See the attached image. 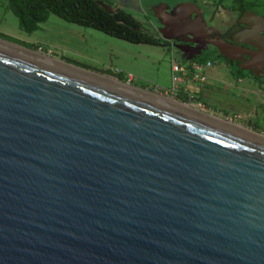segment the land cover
<instances>
[{"label": "water", "instance_id": "95a60500", "mask_svg": "<svg viewBox=\"0 0 264 264\" xmlns=\"http://www.w3.org/2000/svg\"><path fill=\"white\" fill-rule=\"evenodd\" d=\"M104 76L0 38V264H264V138Z\"/></svg>", "mask_w": 264, "mask_h": 264}, {"label": "rangeland", "instance_id": "374dc122", "mask_svg": "<svg viewBox=\"0 0 264 264\" xmlns=\"http://www.w3.org/2000/svg\"><path fill=\"white\" fill-rule=\"evenodd\" d=\"M111 13L122 10L139 21L144 32L167 37L170 47L130 44L115 39L93 28L69 23L56 15L28 34L20 28L18 19L0 1V33L16 39L37 52L63 62H72L91 70L105 72L107 76L151 91L165 97H175L183 104L207 112L224 121L242 126L264 135V93L244 83H228L227 72L217 65L206 72L215 80L207 83L191 82L173 87L172 67L176 63H189L191 55L184 47L181 36L194 37L192 32L174 34L173 19L178 10L189 14V19L200 18L203 26L212 29L214 36L237 32L243 27L245 2H254L249 9L264 18V0H99ZM195 5L194 9L188 7ZM194 17V19H192ZM196 37V36H195ZM68 63V62H67ZM214 75V76H212ZM210 77V78H211ZM214 77V78H215ZM223 82H227L223 83ZM257 83V82H255ZM244 85V86H243ZM186 101V102H185Z\"/></svg>", "mask_w": 264, "mask_h": 264}, {"label": "trees", "instance_id": "16d2710c", "mask_svg": "<svg viewBox=\"0 0 264 264\" xmlns=\"http://www.w3.org/2000/svg\"><path fill=\"white\" fill-rule=\"evenodd\" d=\"M7 3V8L18 19L20 28L28 34H33L40 29V25L46 23L50 15L76 25L93 28L105 35L130 44H144L155 47H170L171 42L162 37L144 32L139 21L131 14L117 10L109 12L99 0H0ZM254 2H245L243 6L249 9ZM0 38L12 43L24 46L28 49L37 50L26 46L22 42L0 33ZM223 60L217 53H207L204 56L194 58L193 62L207 64L209 62ZM75 66L98 72L72 62ZM189 62V61H187ZM186 102V101H185Z\"/></svg>", "mask_w": 264, "mask_h": 264}, {"label": "flooded vegetation", "instance_id": "af4514ba", "mask_svg": "<svg viewBox=\"0 0 264 264\" xmlns=\"http://www.w3.org/2000/svg\"><path fill=\"white\" fill-rule=\"evenodd\" d=\"M241 11L243 12L242 18H244L246 14L252 13L250 9L245 8H242ZM192 19H194V17ZM184 23L189 24L187 19H184ZM242 25L243 27L239 31L228 32L226 35L222 36H214L213 30L206 27H204L203 30H197L192 26L186 25L184 29L174 26V29H177L174 34H182V32L186 31L192 32L196 36H191V38H184L181 36V39H183L184 43L188 44V46L184 47V50L191 55L189 62H193L194 58L198 56H204L207 53H217L218 55L222 56L223 60H218L215 63H211L213 64V68L217 65H222V67L225 66V68L223 67V71L227 72L229 79L228 83L230 82L235 85H240L241 83L245 82L244 85L246 86H254L256 84L257 90L264 93V54L259 58H254L250 54L256 53V51H258L257 48L246 42H237V36L240 32L251 29V26L248 23L243 22ZM215 39L223 40L229 45L237 47V49L240 50V53L234 54L232 56L228 55L229 58L222 55L219 49L212 43V40ZM223 83L227 84V82ZM216 118L223 120L219 117ZM233 125L236 127L238 126L236 124ZM253 133L256 132L253 131Z\"/></svg>", "mask_w": 264, "mask_h": 264}, {"label": "built area", "instance_id": "2783aa9c", "mask_svg": "<svg viewBox=\"0 0 264 264\" xmlns=\"http://www.w3.org/2000/svg\"><path fill=\"white\" fill-rule=\"evenodd\" d=\"M213 68L211 62L207 64H201L198 62L189 63H176L172 67V82L173 87L184 86L187 84L188 80L191 82H201L206 83L208 81L207 70ZM207 71V72H206ZM201 111H206L203 106H198Z\"/></svg>", "mask_w": 264, "mask_h": 264}, {"label": "bare ground", "instance_id": "6f19581e", "mask_svg": "<svg viewBox=\"0 0 264 264\" xmlns=\"http://www.w3.org/2000/svg\"><path fill=\"white\" fill-rule=\"evenodd\" d=\"M39 53H40V52H39ZM40 54H42V53H40ZM43 55H45V54H43ZM49 58H52V57L49 56ZM53 59H54V58H53ZM54 60H55V59H54ZM56 60H57V59H56ZM57 61H60V60H57ZM62 62H63V61H62ZM64 63H65V62H64ZM104 78L109 79V80H112V81L114 80V81L120 82L119 80H116V79H114V78H112V77H109V76H107V75L104 76ZM155 94H156V95H159V94H157V93H155ZM159 96L163 98V96H161V95H159ZM166 98H167L166 101L171 102L172 104H175V105H182V106H183L184 108H186V109H192V110H195V111H197V112H200V113H202V114L208 115V116L213 117V118L219 117V116L214 115L213 113L206 112V111H201L199 108H196V107H194V106H192V105L183 104V103L177 101V100L175 99V97H171V98H170V97H166ZM214 116H216V117H214ZM219 118H220V117H219ZM216 119H218V118H216ZM218 120H221V119H218ZM237 128H239V129H241V130H244V131H247V132L253 134V131L248 130V129H246V128H243V127H240V126H237ZM256 134H257V133H256ZM257 136L264 138V136L261 135V134H258Z\"/></svg>", "mask_w": 264, "mask_h": 264}, {"label": "crops", "instance_id": "0c3cea01", "mask_svg": "<svg viewBox=\"0 0 264 264\" xmlns=\"http://www.w3.org/2000/svg\"><path fill=\"white\" fill-rule=\"evenodd\" d=\"M211 69H212V68H211ZM212 76H214V75H212ZM207 77H208V80H210V79H211V80H215V79H216L215 76H214V77H215V78H214V77L209 76V74H207ZM210 77H211V78H210ZM206 83H207V82H206Z\"/></svg>", "mask_w": 264, "mask_h": 264}]
</instances>
